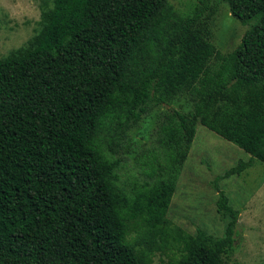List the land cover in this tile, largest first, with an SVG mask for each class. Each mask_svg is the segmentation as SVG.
I'll return each mask as SVG.
<instances>
[{"label": "trees", "instance_id": "trees-1", "mask_svg": "<svg viewBox=\"0 0 264 264\" xmlns=\"http://www.w3.org/2000/svg\"><path fill=\"white\" fill-rule=\"evenodd\" d=\"M52 1L30 46L0 59V264H229L239 211L219 183L264 164V0H197L188 15L169 0ZM221 3L254 21L228 53L212 41ZM150 94L185 96L189 119L249 155L213 179L221 236L118 183Z\"/></svg>", "mask_w": 264, "mask_h": 264}, {"label": "rangeland", "instance_id": "rangeland-1", "mask_svg": "<svg viewBox=\"0 0 264 264\" xmlns=\"http://www.w3.org/2000/svg\"><path fill=\"white\" fill-rule=\"evenodd\" d=\"M196 2L169 0L182 15L190 14ZM52 6V0H0V59L30 46L41 29L42 10ZM253 23H242L221 3L210 19L212 41L220 52L228 53L241 43ZM190 109L185 96L171 102H159L152 94L144 98L117 150L122 160L118 183L126 185L143 204L153 201L157 207L167 208L166 217L188 233L199 227L221 236L227 219L216 212L218 192L213 179L249 155L189 119ZM219 186L239 211L229 264H264V164L255 160L250 168L220 181ZM168 259L156 255L153 264H166Z\"/></svg>", "mask_w": 264, "mask_h": 264}]
</instances>
